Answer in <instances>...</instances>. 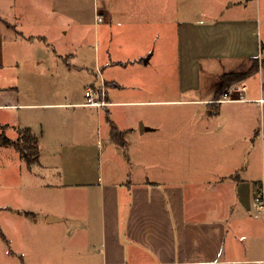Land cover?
I'll return each mask as SVG.
<instances>
[{"label": "crops", "instance_id": "0c3cea01", "mask_svg": "<svg viewBox=\"0 0 264 264\" xmlns=\"http://www.w3.org/2000/svg\"><path fill=\"white\" fill-rule=\"evenodd\" d=\"M78 4L0 0V133L31 127L27 166L61 198L44 220L13 210L48 248L24 245L17 220L0 264H264L263 66L216 98L264 57V0L108 1L93 36ZM98 78L105 104L88 105Z\"/></svg>", "mask_w": 264, "mask_h": 264}, {"label": "rangeland", "instance_id": "374dc122", "mask_svg": "<svg viewBox=\"0 0 264 264\" xmlns=\"http://www.w3.org/2000/svg\"><path fill=\"white\" fill-rule=\"evenodd\" d=\"M108 1L114 2L115 0H78L79 8L73 9L74 12L79 10V19L83 23H87L90 36H93L96 26L100 23V21L97 19V15L99 14L100 10L99 8L103 7L102 4L107 3ZM152 1L153 3H157L159 0ZM95 7L97 8L95 9ZM183 12L187 11L183 10ZM183 16L205 18L208 15L202 12H200V14L192 13L191 11L190 13H185L181 17ZM253 63L254 62L251 61L250 66ZM261 66H263L264 69V62L261 63ZM258 75L259 74H256L255 76L250 77L248 81L250 87H256L259 84L260 77ZM89 80L90 78H84L83 83H88ZM236 83H233L230 87L225 89L223 95ZM94 86H96V88H100L102 86V79L100 80V78H98L95 81ZM223 95H220L216 98L221 99ZM169 115H176V109L169 108ZM255 115L260 121L259 126H261V112L257 111L255 112ZM7 147H11V149L0 146V263L5 262L4 258L8 251L11 248H14V245H17V220L21 221V224L25 230V235L23 237L24 245L28 246L30 249L34 248L36 250V247L41 244L42 248L39 249V252L42 249L48 248L47 242L45 240V236H47V228L44 225H37L39 230L38 228L36 230L33 229L32 224H29L27 219L24 223L22 222L25 220V217L17 216L18 212H14L13 210H21L24 207H31L34 208L36 212H39L41 214L40 216L44 220L47 212L52 210L51 208L58 209L61 207L59 205V200L61 198H58L57 195L59 191L47 186V182L42 180L39 175L31 173L25 159H22L20 156L14 157L13 153L8 152L9 150L18 151L17 149L12 146ZM18 180L19 182H24V190H20V188H18ZM40 224H43V222L41 221ZM39 252L37 250L32 254L28 253V256L38 258L40 256Z\"/></svg>", "mask_w": 264, "mask_h": 264}, {"label": "trees", "instance_id": "16d2710c", "mask_svg": "<svg viewBox=\"0 0 264 264\" xmlns=\"http://www.w3.org/2000/svg\"><path fill=\"white\" fill-rule=\"evenodd\" d=\"M262 48L264 50V44ZM252 61L254 63L246 70H237L224 73L222 75L223 83L218 88L216 97L223 95L224 90L230 87L233 83L245 80L252 74L260 71L261 63L264 62V57H254ZM107 118L111 124L112 140L126 147L127 141L125 139V135L127 133V130H120L118 125L114 121H112L111 118ZM1 143L5 145H13L14 147H16L20 151L22 157L26 160L29 167H32L33 164L38 162L40 159L38 137L29 126L21 129L20 136L17 140H12L4 133H0V144Z\"/></svg>", "mask_w": 264, "mask_h": 264}, {"label": "built area", "instance_id": "2783aa9c", "mask_svg": "<svg viewBox=\"0 0 264 264\" xmlns=\"http://www.w3.org/2000/svg\"><path fill=\"white\" fill-rule=\"evenodd\" d=\"M102 18H103L102 16H99L98 15V19L99 20H102ZM102 95H103L102 91L100 92V90L97 89L96 87L89 86L86 89V98H87L86 104H88V105H94V106H101V105L105 104V102L102 99H100V97ZM227 95L228 94L225 93L223 95V97H221L220 100H224Z\"/></svg>", "mask_w": 264, "mask_h": 264}]
</instances>
